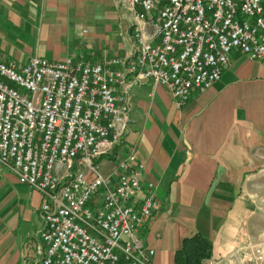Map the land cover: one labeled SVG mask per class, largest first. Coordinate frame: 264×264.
<instances>
[{"label":"built area","instance_id":"2783aa9c","mask_svg":"<svg viewBox=\"0 0 264 264\" xmlns=\"http://www.w3.org/2000/svg\"><path fill=\"white\" fill-rule=\"evenodd\" d=\"M114 1L129 18L131 58L0 61V165L42 195L32 264H153L140 238L152 185L123 145L133 87L163 85L179 109L232 53L264 71V0ZM102 159L114 161L113 179Z\"/></svg>","mask_w":264,"mask_h":264},{"label":"crops","instance_id":"0c3cea01","mask_svg":"<svg viewBox=\"0 0 264 264\" xmlns=\"http://www.w3.org/2000/svg\"><path fill=\"white\" fill-rule=\"evenodd\" d=\"M128 24L114 0H0V61L131 58ZM123 145L143 165L141 183L152 185L156 210L140 238L153 264H172L181 240L194 233L211 244L202 264H233L255 196L249 184L264 171L261 65L232 53L219 80L179 109L163 85L134 86ZM99 162V173L113 179L114 161ZM41 201L0 165V264H32Z\"/></svg>","mask_w":264,"mask_h":264},{"label":"rangeland","instance_id":"374dc122","mask_svg":"<svg viewBox=\"0 0 264 264\" xmlns=\"http://www.w3.org/2000/svg\"><path fill=\"white\" fill-rule=\"evenodd\" d=\"M250 192L255 194L254 199L250 200L251 214L248 218L247 227L239 233L242 242L233 248L229 260L231 263L240 264H264V171L259 173L249 184ZM257 250L258 254L254 251ZM259 255V259L254 258ZM249 259V260H248Z\"/></svg>","mask_w":264,"mask_h":264},{"label":"trees","instance_id":"16d2710c","mask_svg":"<svg viewBox=\"0 0 264 264\" xmlns=\"http://www.w3.org/2000/svg\"><path fill=\"white\" fill-rule=\"evenodd\" d=\"M210 255V242L199 233H194L181 240L173 253L172 264H202Z\"/></svg>","mask_w":264,"mask_h":264}]
</instances>
